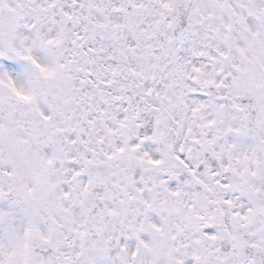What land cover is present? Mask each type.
<instances>
[{
  "label": "clouds",
  "instance_id": "1",
  "mask_svg": "<svg viewBox=\"0 0 264 264\" xmlns=\"http://www.w3.org/2000/svg\"><path fill=\"white\" fill-rule=\"evenodd\" d=\"M13 206L12 264H264V0H0Z\"/></svg>",
  "mask_w": 264,
  "mask_h": 264
},
{
  "label": "snow or ice",
  "instance_id": "2",
  "mask_svg": "<svg viewBox=\"0 0 264 264\" xmlns=\"http://www.w3.org/2000/svg\"><path fill=\"white\" fill-rule=\"evenodd\" d=\"M64 15H67V13H64ZM254 23H255V19H254L253 16H248L247 23H245L244 17H240V25H242L243 28L244 29H247L248 32H250V33H251V28L249 27V25H252ZM252 35H255V33H252ZM78 38L79 39H83V37H78ZM224 38L226 39L227 37H224ZM239 43L240 44H243L244 43V40L243 39L239 40ZM91 50L92 49H89V51H91ZM239 51L241 53H243L244 52V49L243 48H240ZM37 54L40 55L41 53H37ZM220 55L223 56V55H225V53L221 52ZM28 59L33 60L32 57H28ZM212 59H215V57H212ZM33 63H36V61L33 60ZM36 67L37 68H40V71L43 72L45 75H50L51 74V71L48 68L42 67L39 63H36ZM193 71L194 72H200L201 71V68L194 67L193 68ZM207 82L208 83H212L211 80H209ZM17 95L21 96L25 100L31 99V97L29 95H26V94L21 93V92H18ZM41 115L43 116L44 120H50L51 119L50 116L45 115L43 112L41 113ZM235 131H239V129H235ZM157 163H158V161H157ZM79 174L80 173L78 171L77 172H74L73 178H75V176H78ZM65 195H67V193H65ZM19 215H22V214L19 212V210L15 206H13L11 208H8L7 212L0 213V216H4V217H6L9 220H12V217L13 216H19ZM12 223L14 224L15 223V220H12ZM212 238L215 239V236H213ZM42 239L45 241V243H47V240H48L47 237H42ZM25 247H27V246L25 245ZM13 254L14 253L10 252V253H5L4 256H0V264H12L11 256ZM5 256L7 257V259L4 258ZM40 264H53V260H52L51 257H49L48 260H46V261L45 260H42L40 262ZM101 264H104V262L101 261Z\"/></svg>",
  "mask_w": 264,
  "mask_h": 264
}]
</instances>
